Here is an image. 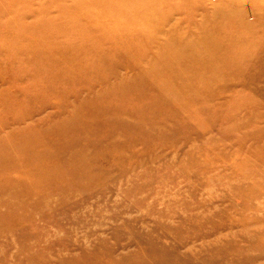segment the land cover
<instances>
[{"label":"rangeland","instance_id":"374dc122","mask_svg":"<svg viewBox=\"0 0 264 264\" xmlns=\"http://www.w3.org/2000/svg\"><path fill=\"white\" fill-rule=\"evenodd\" d=\"M0 264H264V0H0Z\"/></svg>","mask_w":264,"mask_h":264},{"label":"bare ground","instance_id":"6f19581e","mask_svg":"<svg viewBox=\"0 0 264 264\" xmlns=\"http://www.w3.org/2000/svg\"><path fill=\"white\" fill-rule=\"evenodd\" d=\"M132 4H134L133 2H131ZM8 14V13H7ZM9 15H10V12H9ZM8 16V15H7ZM243 40H245V41H250V40H252L253 39V37L252 36H249V35H246V36H244V38H242ZM90 44V43H89ZM21 45V44H20ZM23 48V52H39V54H41V52H42V50L40 49V46H38V48H36V47H34L33 46V44L31 43V42H29L28 44H26V45H24V46H22ZM82 47H85V46H80V49H82ZM87 47V46H86ZM33 48H35L36 50H34ZM78 50L79 51V53H80V51L81 50ZM19 50V49H18ZM41 51V52H40ZM18 52H20V51H18ZM22 52V51H21ZM38 54V55H39ZM255 58V55L253 54V53H251L250 51L247 53V57H246V59H245V62L247 63V64H250V62H252V60ZM263 57H261V59H262ZM178 62V61H177ZM176 62V63H177ZM175 63V70H182L184 67H182V66H179V65H177ZM197 65V64H196ZM189 67L191 68V69H193V70H195L196 68H198V66H195V64L194 65H189ZM188 68V67H187ZM186 69V68H185ZM182 72V71H181Z\"/></svg>","mask_w":264,"mask_h":264}]
</instances>
